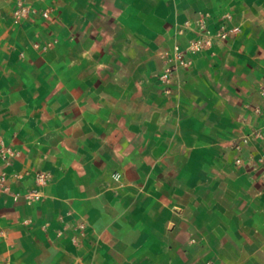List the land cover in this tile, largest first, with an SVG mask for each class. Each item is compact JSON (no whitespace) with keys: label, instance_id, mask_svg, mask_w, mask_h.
Here are the masks:
<instances>
[{"label":"crops","instance_id":"1","mask_svg":"<svg viewBox=\"0 0 264 264\" xmlns=\"http://www.w3.org/2000/svg\"><path fill=\"white\" fill-rule=\"evenodd\" d=\"M25 4L0 0V264H264V179L234 148L264 134V0ZM226 14L240 32L162 83L186 23Z\"/></svg>","mask_w":264,"mask_h":264},{"label":"built area","instance_id":"2","mask_svg":"<svg viewBox=\"0 0 264 264\" xmlns=\"http://www.w3.org/2000/svg\"><path fill=\"white\" fill-rule=\"evenodd\" d=\"M26 1L31 0H19L20 8L15 11V17L17 20L21 19L23 13L29 14L31 11L37 12L32 6L26 8ZM51 10L42 11V16L45 18L50 17ZM230 19V15L226 14L222 17V23H220L219 28L214 30L210 28L207 21L204 18L195 21L194 25L191 23H186V29H188L192 36L188 39V44L182 47L176 44L173 49L166 53L165 66L159 80L166 85H174L177 79L178 71L181 67H188L192 65V60L188 59V54L195 55L203 53L205 51L211 50L216 40H226L231 35H235L240 32L239 26H228L226 20ZM37 49L42 51H48L53 47V43H47L41 45L39 43L35 44ZM264 92V90H263ZM261 110L257 109V113ZM264 139V134L262 132H254L250 135H245L240 137L237 143H234V148L238 152L236 157V165L245 168L247 171L253 173L264 179V148L259 149L255 147L256 141ZM250 147H255V150L248 151ZM20 157V151L13 149L10 146L5 145L3 142L0 147V158L5 160V164L11 165L13 161ZM18 179H23L24 175L19 174L16 176ZM50 179L48 173L39 172L36 173L34 180L35 185L33 188L28 190L24 195L23 199L28 204H33L40 202L43 198V193L41 188L45 187ZM7 182V177L3 174L0 177V191H7L9 188L4 186ZM15 200L21 198L19 193L14 194ZM3 264H11L10 261H5Z\"/></svg>","mask_w":264,"mask_h":264}]
</instances>
